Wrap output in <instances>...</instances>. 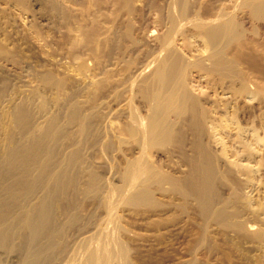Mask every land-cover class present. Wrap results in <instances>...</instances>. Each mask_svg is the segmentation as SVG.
Here are the masks:
<instances>
[{
    "label": "bare ground",
    "instance_id": "1",
    "mask_svg": "<svg viewBox=\"0 0 264 264\" xmlns=\"http://www.w3.org/2000/svg\"><path fill=\"white\" fill-rule=\"evenodd\" d=\"M72 1L48 0L50 27H56L53 24L59 14L62 20L71 16ZM75 1L78 4L82 0ZM96 1L98 5L103 3ZM118 1L131 14L138 10L135 0ZM238 1L211 0L210 6L216 10L211 16L193 12L196 3L191 0L169 1L166 13L155 9L157 15L151 10L152 15L149 11L146 36L138 40L131 33L126 38L130 45L126 53L140 52L143 65L132 71L128 94L112 104L111 114L122 123L116 129L117 136L128 137L135 154L122 178L126 180L123 199L128 198V204L151 201L154 185L167 180L184 197H192L207 217L226 223L238 219L232 222L236 231H251L264 240V227L240 220L253 204L251 195L243 192L246 188L253 190V160L264 188V0H241L239 8ZM128 24L133 33L141 30L140 24ZM111 25L105 29L109 35L104 42L111 40L115 50L119 40L111 31L117 26ZM255 26L260 41L251 35ZM51 29L48 40L57 53L58 33L64 30L58 28L57 33ZM67 36L60 35L65 44L69 43ZM91 37L87 33L83 40L91 43ZM244 37L250 42L242 43ZM192 38L203 43L198 55H191ZM234 43L239 45L229 53ZM148 72L147 78L137 84ZM80 117L77 110L71 115L79 131L86 134L88 121ZM28 122V111L22 107L15 123L26 132ZM249 126L253 135L247 143L242 134ZM226 138L243 143V154L228 147ZM50 140L48 150L41 147L40 138L23 144L18 141L0 159V255L9 264H127L114 252L108 229L111 225H91L87 232H70L80 221L79 157L69 155L66 165L54 171L59 143L55 135ZM242 176L246 178L242 180ZM222 187L230 191L226 200L221 195ZM86 188L94 189L93 181ZM235 204V211H230V205ZM257 209L252 211L253 217L264 225V197ZM80 246L85 252L79 248L83 258L77 261L72 255ZM119 249L125 256V245L120 244Z\"/></svg>",
    "mask_w": 264,
    "mask_h": 264
},
{
    "label": "rangeland",
    "instance_id": "2",
    "mask_svg": "<svg viewBox=\"0 0 264 264\" xmlns=\"http://www.w3.org/2000/svg\"><path fill=\"white\" fill-rule=\"evenodd\" d=\"M73 1L70 4L66 2L72 7L70 18L62 20L59 14L53 24H56L55 29L50 27L48 20V0H0V159L18 141L23 144L40 138L41 147L48 150L50 137L55 135L59 144L56 148L51 147L57 151L54 171H60L66 165L69 155L79 157L81 192L77 196V208L80 221L70 232L77 229L87 232L92 229L91 225L93 228L111 225L108 229L114 240L112 247L124 263L264 264V240L256 238L251 231H236L232 222L238 219L226 223L207 217L192 197H184L167 180L162 185H154L151 201L132 205L127 203L128 198L123 199L126 180L122 178H125L128 162L135 154L132 141L128 137L120 139L117 136L116 129L122 123L111 114V108L114 102L127 96L132 71L143 65L140 52L126 53L127 47L130 48L126 38L131 33L138 40L146 36L145 23L149 14L166 13L171 0H135L138 10L132 14L123 9L118 0H103L101 5L96 0H82V4L78 3L80 5ZM191 1L196 3L193 12L197 14L211 16L216 12L210 6L211 0ZM242 2L238 1V8ZM116 16L118 18L114 22L113 17ZM115 23L117 27L111 32L116 33L117 36L113 37L119 40V48L114 50V43H110L111 40L104 42V39L109 35L107 27ZM128 23L140 24L141 30L133 33ZM51 28L57 33L60 31L58 28L64 30L60 32L68 35L67 45L60 38L62 34L58 33L61 49L57 53L48 40ZM256 30L258 27L255 26L254 33H251L255 40L259 36ZM87 33L92 36L91 43L83 40ZM242 40V43L250 42L246 37ZM238 45H231L229 53ZM202 46L200 40L192 38L191 55H198L203 50ZM60 50L63 52L59 53ZM148 75L149 72L137 84ZM22 107L29 114L26 132L15 123V116ZM76 110L80 118L88 121L86 134H82L76 121L71 119ZM54 118H57L55 125ZM242 135L246 139L244 142H250L253 129L245 127ZM232 139H225L227 146H233L234 152L243 154V143ZM255 162L253 160L250 164L255 170L253 190L246 188L243 191L245 195H251L253 204L244 210L240 220L260 228L264 225L253 217L252 211L258 210L264 188ZM241 164L246 166L247 162L242 161ZM244 178L241 177L242 180ZM89 181H93L95 188L92 190L86 188ZM120 184L124 186L121 188ZM221 195L223 200L230 197L228 188L222 187ZM241 200L244 202V198ZM232 205L229 210L234 212L237 207ZM261 218L264 220V215ZM120 244L126 247L125 256L120 253ZM79 248L85 252L83 246L77 248L78 252H73L72 256L77 261L83 258ZM8 262L0 255V264Z\"/></svg>",
    "mask_w": 264,
    "mask_h": 264
}]
</instances>
